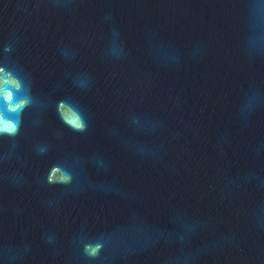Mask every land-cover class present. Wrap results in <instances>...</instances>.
Instances as JSON below:
<instances>
[{
	"label": "water",
	"instance_id": "water-1",
	"mask_svg": "<svg viewBox=\"0 0 264 264\" xmlns=\"http://www.w3.org/2000/svg\"><path fill=\"white\" fill-rule=\"evenodd\" d=\"M2 63L39 97L0 135V264H264V0H0Z\"/></svg>",
	"mask_w": 264,
	"mask_h": 264
},
{
	"label": "clouds",
	"instance_id": "clouds-1",
	"mask_svg": "<svg viewBox=\"0 0 264 264\" xmlns=\"http://www.w3.org/2000/svg\"><path fill=\"white\" fill-rule=\"evenodd\" d=\"M254 10V9H253ZM12 44L7 43L4 47L5 53L12 52ZM0 81H3L5 84H10L14 86L17 90L21 89V82L23 81L24 92L23 95L17 99V101L10 105L11 111L17 113V116L14 119L3 120L0 118V135L7 133L11 136H16L20 130V119L19 113L25 107H28L30 104L34 105V102L38 99L39 93L35 90V85L31 80L30 74L27 73L25 69L18 66L16 69L10 68L8 63L0 64ZM62 98H71L75 103L78 104L79 107L83 111H85L84 106L80 103L79 98L77 96V90L75 92L70 91V95H65ZM62 98L56 99L51 104L52 110L55 112V116L59 119V114L56 111L57 103H60L62 106ZM7 100L11 101L13 99V93L11 91L8 92ZM135 117L133 116L129 122V127L132 126ZM88 129V123H81L77 125V130L81 133L86 132ZM2 160L7 159V153L0 157ZM103 247V244L96 243L95 246L92 244H88L85 246V252L90 257H96L99 254L100 249ZM6 259H13L10 255L6 256Z\"/></svg>",
	"mask_w": 264,
	"mask_h": 264
}]
</instances>
